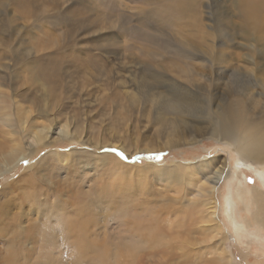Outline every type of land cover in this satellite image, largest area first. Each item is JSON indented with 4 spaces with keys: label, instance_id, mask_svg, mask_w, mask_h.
<instances>
[{
    "label": "rangeland",
    "instance_id": "1",
    "mask_svg": "<svg viewBox=\"0 0 264 264\" xmlns=\"http://www.w3.org/2000/svg\"><path fill=\"white\" fill-rule=\"evenodd\" d=\"M257 1L0 0V222L40 234L65 206L74 230L95 232L118 263L264 264V230L248 200L264 192V170L243 165L223 126L242 104L238 114L264 129ZM63 125L73 137L58 135ZM36 127L51 129L52 143L27 155ZM218 170L214 209L195 192ZM27 174L44 194L7 210ZM35 238L45 243L25 247L51 257L48 234ZM7 239L0 250L13 255Z\"/></svg>",
    "mask_w": 264,
    "mask_h": 264
},
{
    "label": "bare ground",
    "instance_id": "2",
    "mask_svg": "<svg viewBox=\"0 0 264 264\" xmlns=\"http://www.w3.org/2000/svg\"><path fill=\"white\" fill-rule=\"evenodd\" d=\"M255 1L256 3L258 2L257 0H250V3ZM177 105L181 108L180 104L177 103ZM237 106L238 103L236 107ZM220 107L221 106H217V109H220ZM241 107L242 104L238 106V109H234L233 116L227 119L223 126L225 128V131L232 137L233 140L231 141V143L239 151L240 160L244 162L243 165L252 166L258 164V166H260L264 170V129L261 127L260 128L257 127L251 121H245L243 116L241 114H238L239 111L246 112L245 109H242ZM3 121H4L3 123L4 126L11 127L13 124L12 113H6ZM22 127H23L22 130H24L25 121L22 122ZM46 127L49 126L46 125ZM27 128H32V127L29 126ZM56 129L58 130L57 131L58 135L61 137L64 138L73 137V133L71 132V130L67 125L60 126ZM200 129H201L200 127H196V130H200ZM33 130H34V132L32 131L33 136L31 137V140L28 141L27 143L28 144L27 155H31L36 152L38 143H46V144L52 143V141L46 142V138L50 133L51 129L36 127ZM9 131H13L12 133L16 132V130H12V129L10 130V128ZM191 169L192 168L189 165H186L182 169L181 174L178 176L181 185L184 186L185 184H188L187 180L190 178V176H187L186 173H190ZM228 173L229 171L227 172V174ZM220 175H221L220 170L215 172L213 177H211V173L209 172L205 178V184L196 185L198 191L195 192V196L201 198L203 197V194L207 192V197L209 200H211L210 202L211 204H213L214 209H216V206L213 195L216 189L215 184H217V182L220 180ZM263 175L264 174H261L262 178H264ZM242 180L240 179L241 185L243 184ZM20 181L22 182V185L21 187L18 188L17 191L15 190L14 193L13 191L12 192L9 191L10 193H13L12 194L13 197L10 196L7 201L6 204L7 210L12 209V206L18 208V212L19 210L25 208L26 206H29V208H31V205L36 204L38 202V200L40 199V195L44 194V192L40 190L39 183L36 182L35 176L27 174V176L20 178ZM191 184H194L193 178ZM243 187L244 186H242L241 189ZM60 192H62V190H60ZM248 200L251 201L255 206L254 214L256 216V220L254 222L262 230H264V228H262V226L264 225V192H262L261 190L260 191L254 190V194L253 195L251 194V196L248 197ZM68 208L69 207H65V206L62 208L64 210V214H62L63 215L62 218L60 216L61 219L59 221L57 220L55 222L56 227H54L53 224L49 225L51 231L50 230H48V232L43 231L45 229L44 228L42 229V226L36 228L37 231L41 229L39 232H41L40 234L42 235L38 234L37 232L36 233L33 232L34 227L36 225L30 224L29 226H27L28 228L21 229L16 224H10L7 221L1 220L2 222H0V237H8L6 244L8 247L11 248V251L13 250L12 253L14 254L11 255V252L5 254L3 253L2 250H0V264H104L105 255H107L106 260L108 261L109 264H121V262L123 264H127V261L125 259L120 260L118 263V258H120V255L118 254L119 252L113 255L110 252L111 256H109V254L102 253L101 249L106 247V243L104 241L101 242L100 240H98L99 237L95 235L96 234L95 232L91 234L89 228L79 227V230L83 231L81 233L75 231L74 229L76 228L72 227L73 226L71 222L72 219L70 220ZM6 209H4V211ZM7 214L10 215L11 211L7 212ZM18 214H16L14 219L16 220L20 219V214L19 215ZM213 214L215 217L216 212H214ZM58 228L60 229L63 238L64 244L62 245V247L59 244H56V242L53 240V237L51 235L52 232H58L57 231ZM22 232H25V235H22L21 234ZM134 232L136 235H140V236L142 235L139 231H134ZM47 234H48V240L51 239L54 242V245L53 247H51L50 250L51 252H53L51 257L50 256L48 257L47 252L45 255L44 253L41 254V251L45 252L48 250L38 249L39 251L35 252V251H30L28 248L25 247L27 243H31L33 245L32 247L33 250L35 248H38L39 242L40 243L42 242L35 241L36 239L35 237L39 235V237L41 236L45 240ZM52 241L51 243H53ZM19 253H21L22 256ZM30 254H32L31 256L36 254L37 260L31 262ZM18 255H20L21 257H18ZM23 257H25V259ZM134 264L137 263H135L134 261Z\"/></svg>",
    "mask_w": 264,
    "mask_h": 264
}]
</instances>
